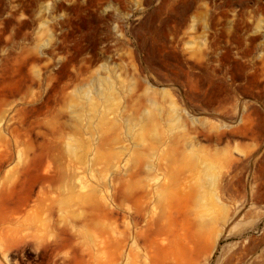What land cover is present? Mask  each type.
I'll list each match as a JSON object with an SVG mask.
<instances>
[{
	"label": "rangeland",
	"instance_id": "obj_1",
	"mask_svg": "<svg viewBox=\"0 0 264 264\" xmlns=\"http://www.w3.org/2000/svg\"><path fill=\"white\" fill-rule=\"evenodd\" d=\"M0 264H264V0H0Z\"/></svg>",
	"mask_w": 264,
	"mask_h": 264
},
{
	"label": "bare ground",
	"instance_id": "obj_2",
	"mask_svg": "<svg viewBox=\"0 0 264 264\" xmlns=\"http://www.w3.org/2000/svg\"><path fill=\"white\" fill-rule=\"evenodd\" d=\"M196 21H194L193 23H195ZM195 29V24H193L192 25V30H194ZM163 94L164 95H169L171 98H172V100H173V104H174V106H175V100H174V96H172L169 92H167V91H163ZM177 106V105H176ZM243 130H244V128H243ZM220 140H221V138H220Z\"/></svg>",
	"mask_w": 264,
	"mask_h": 264
}]
</instances>
